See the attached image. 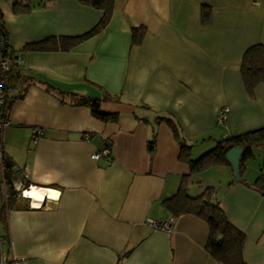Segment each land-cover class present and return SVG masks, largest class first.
Returning <instances> with one entry per match:
<instances>
[{
  "label": "crops",
  "instance_id": "1",
  "mask_svg": "<svg viewBox=\"0 0 264 264\" xmlns=\"http://www.w3.org/2000/svg\"><path fill=\"white\" fill-rule=\"evenodd\" d=\"M14 2L30 9L15 11ZM202 6L210 8L207 25ZM100 16L75 0H0L15 67L33 80L21 98L17 88L7 91L0 264H219L205 250L206 222L166 208L188 166L158 117L176 121L192 158L218 139L264 127V83L249 95L239 72L246 48L264 44V0H113L99 34L67 51H21L49 36L80 35ZM138 26L145 34L133 46ZM104 92L119 99L100 103L115 121L75 104ZM224 107L226 121L218 123ZM33 129L41 130L36 142ZM262 160L264 147H255L241 182L215 166L192 175L187 188L191 196L214 188L245 235L246 264H264V196L253 185ZM23 190L54 197L31 207L39 200Z\"/></svg>",
  "mask_w": 264,
  "mask_h": 264
},
{
  "label": "trees",
  "instance_id": "2",
  "mask_svg": "<svg viewBox=\"0 0 264 264\" xmlns=\"http://www.w3.org/2000/svg\"><path fill=\"white\" fill-rule=\"evenodd\" d=\"M78 3L94 8L101 12V16L97 23L86 32L76 36H49L38 42L26 44L21 51H67L79 44L88 37L99 34L109 22L113 10V0H75ZM13 8L18 11L25 12L30 9V5H22L14 2ZM210 22V8L201 7V23L207 25ZM0 33L3 40V53L9 60V69L6 74L7 91L9 88L18 89V97L21 98L27 88L33 84V80L23 77L15 67L14 51L8 44V32L6 31L2 18L0 17ZM145 34V28L138 26L131 30V45H139ZM240 76L247 94L251 95L254 88L264 83V44H253L246 48L240 61ZM10 97L7 102H11ZM118 97L103 94L102 98H85L79 96L76 99L77 105L87 106L97 119L103 121H115L116 114L104 113L100 110L102 101H118ZM162 120L171 130V133L178 144V160L188 166V174L181 178V182L177 192L170 198L165 200L166 208L170 213L177 217L184 214H192L203 219L208 227V235L205 242V250L219 264H246L243 257V244L245 241L244 233L234 226L220 202L214 196V188L205 186L202 191L195 196H191L187 192L189 178L201 171L215 166L230 165L225 159L228 150L235 146L243 148V154L238 165V173L241 176L245 166L244 160L251 155V151L255 147H264V127L251 130L238 135H230L218 139L214 144L202 152L198 157H191V146L182 136L176 121L170 116H160ZM155 135L153 134L148 141L147 148L150 153L154 149ZM231 169V168H230ZM238 182H241L239 180ZM259 193L264 196V160L258 167V175L253 183Z\"/></svg>",
  "mask_w": 264,
  "mask_h": 264
},
{
  "label": "built area",
  "instance_id": "3",
  "mask_svg": "<svg viewBox=\"0 0 264 264\" xmlns=\"http://www.w3.org/2000/svg\"><path fill=\"white\" fill-rule=\"evenodd\" d=\"M9 69V60L4 56L3 53V40L1 39V33H0V159H2V146H3V130L4 128L8 125V122L6 120V111L8 107V102H7V78L6 74ZM227 113L228 109L226 107L221 108L218 111L217 114V121L218 123H223L226 121L227 118ZM41 135V130L40 129H33L31 139L33 142H36L37 138ZM103 156L107 154V150H103L101 153ZM92 159H97L99 158V154H93L91 155ZM31 189V188H30ZM29 191V190H28ZM29 196L31 199H37L39 201L35 202L32 201L31 207H40L42 201L45 199V197H49L48 195L42 194L41 196L38 195L36 197H33L27 192L26 190L21 191V196ZM154 228H158L161 230L168 231L170 229L168 224H161V225H153Z\"/></svg>",
  "mask_w": 264,
  "mask_h": 264
},
{
  "label": "water",
  "instance_id": "4",
  "mask_svg": "<svg viewBox=\"0 0 264 264\" xmlns=\"http://www.w3.org/2000/svg\"><path fill=\"white\" fill-rule=\"evenodd\" d=\"M243 154V148L240 146H235L228 150L225 154V159L230 165V168L233 172L234 179L238 181L240 179L239 173H238V165L240 158Z\"/></svg>",
  "mask_w": 264,
  "mask_h": 264
},
{
  "label": "bare ground",
  "instance_id": "5",
  "mask_svg": "<svg viewBox=\"0 0 264 264\" xmlns=\"http://www.w3.org/2000/svg\"><path fill=\"white\" fill-rule=\"evenodd\" d=\"M31 196H33V197H36L37 196V194H36V192L35 191H31V193H29ZM48 196H51V197H54V195H53V193L52 192H48ZM50 197V198H51Z\"/></svg>",
  "mask_w": 264,
  "mask_h": 264
},
{
  "label": "rangeland",
  "instance_id": "6",
  "mask_svg": "<svg viewBox=\"0 0 264 264\" xmlns=\"http://www.w3.org/2000/svg\"><path fill=\"white\" fill-rule=\"evenodd\" d=\"M250 160H253V157L252 158H250ZM192 185V184H191Z\"/></svg>",
  "mask_w": 264,
  "mask_h": 264
}]
</instances>
